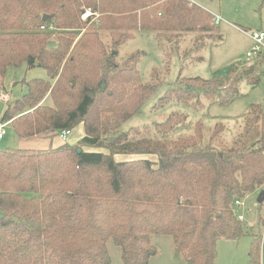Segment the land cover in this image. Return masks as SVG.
Instances as JSON below:
<instances>
[{
  "label": "trees",
  "instance_id": "16d2710c",
  "mask_svg": "<svg viewBox=\"0 0 264 264\" xmlns=\"http://www.w3.org/2000/svg\"><path fill=\"white\" fill-rule=\"evenodd\" d=\"M137 30L154 32L160 47L169 44L193 62L221 39L212 13L190 0H0V94L9 66L37 65L48 76L25 80L26 92L6 103L1 122L19 138L83 130L73 144L0 148V264H111L110 239L124 264H148L155 235L170 236L186 264H217V241L244 234L233 202L264 185V111L251 105L242 136L227 145L221 122L209 139L201 122L193 135L173 138L190 127L177 112L121 131L157 86L136 68L142 52L116 60ZM186 33L194 46L181 51ZM242 77L259 82L237 66L225 75L183 77L160 103L228 105ZM259 250L254 238L252 264Z\"/></svg>",
  "mask_w": 264,
  "mask_h": 264
},
{
  "label": "rangeland",
  "instance_id": "374dc122",
  "mask_svg": "<svg viewBox=\"0 0 264 264\" xmlns=\"http://www.w3.org/2000/svg\"><path fill=\"white\" fill-rule=\"evenodd\" d=\"M190 1L210 11L213 17L219 18V23L216 25L221 39L211 49L204 48L200 52L203 60L193 62L190 58L183 59L181 52L177 49L172 52L169 44H163L160 47L154 32L135 31L133 38L118 47L116 60L122 62L127 55L136 50L142 52L136 60V68L144 82L154 83L157 86L140 110L121 124L120 130L128 131L137 127L140 129L143 125L162 121L169 114L177 112L185 115V120L190 123V127L175 131L171 135L173 138L193 135L194 124L201 122L204 126V137L209 139L210 131L215 123L221 122L225 127L220 135L223 144H231L242 136L244 114L248 112L250 106L257 105L264 111V38L259 43L258 49H255L256 42L252 39L253 33L264 34V0ZM90 14L87 9L81 18L85 20ZM89 26L90 24L86 25L85 29ZM101 38L109 48L108 32H101ZM193 38L194 35L191 33H186L179 38L180 50L192 48ZM175 47L172 46V48ZM247 52L252 53L248 59ZM231 66H237L242 71L252 69L248 74L251 77H258L259 82L254 85L249 83L247 77H242L237 84L239 96L230 104L219 105L212 101L202 100L203 106L200 109H193L182 105L175 99H170L164 104L160 103L165 91L175 82L181 84V78L195 76L210 78L215 74L225 75ZM32 78L47 79L48 76L46 71L37 65L27 67L26 63H21L7 68L3 78L4 89L0 94V124L6 103L20 98L27 89L24 81ZM44 102L51 105L48 97ZM4 131L5 134L0 140V148H21L25 143L33 142L21 140L10 124L5 125ZM81 134H83L82 129L76 128L68 135L65 142L76 143L83 136ZM137 157L139 156L119 155L116 159ZM148 158L156 159L155 156H148ZM257 195L258 192L251 193L243 198L241 205L235 206L237 217H242L244 234L235 241L225 238L217 241V264H252L249 260V253L254 238L259 239L260 242L259 264H264V201L258 202ZM152 243L157 248V253L150 258L148 264H186L176 254L170 236H152ZM107 249L111 264H124L119 248L113 244L111 239L107 241Z\"/></svg>",
  "mask_w": 264,
  "mask_h": 264
},
{
  "label": "crops",
  "instance_id": "0c3cea01",
  "mask_svg": "<svg viewBox=\"0 0 264 264\" xmlns=\"http://www.w3.org/2000/svg\"><path fill=\"white\" fill-rule=\"evenodd\" d=\"M6 124H9V123H6ZM76 128H79V129H82V126H78V127H76ZM75 128V129H76ZM75 129H73L72 131H71V133L75 130ZM83 131V130H82ZM70 133V134H71ZM5 134V133H4ZM69 134V135H70ZM81 135H83V134H81ZM4 136V135H3ZM3 136H2V138H3ZM1 138V139H2ZM0 139V140H1ZM21 140H24V141H27V140H29V141H33V142H30V143H25L24 144V147H21V148H26V149H45V148H48V147H50V146H53V147H56V146H58V145H60V144H62L63 142L62 141H60V139L58 138V136L56 135V136H49L48 134H44V135H38V136H34V137H31V138H20ZM37 143V144H35V142ZM42 142V143H41ZM68 143H70V142H68ZM71 144H73V143H71ZM255 193V192H254ZM232 241H235V240H232Z\"/></svg>",
  "mask_w": 264,
  "mask_h": 264
},
{
  "label": "built area",
  "instance_id": "2783aa9c",
  "mask_svg": "<svg viewBox=\"0 0 264 264\" xmlns=\"http://www.w3.org/2000/svg\"><path fill=\"white\" fill-rule=\"evenodd\" d=\"M213 22H214V24H218L219 23V18L218 17H213ZM263 38H264V34H262V33H260V34L253 33L252 39L256 42L255 49H258L259 48V43H261V41L263 40ZM246 55H247V59H248L249 57L252 56V53L251 52H247ZM5 125H6V123H1L0 124V139L2 138V136L5 133V131H4ZM70 133H71L70 130H64V131L60 132L57 136L60 139V141L65 142L66 139H67V137H68V135ZM242 200L243 199H235L234 202H233L234 208H235V206L241 205V201ZM238 219L241 220L242 217L239 216Z\"/></svg>",
  "mask_w": 264,
  "mask_h": 264
},
{
  "label": "water",
  "instance_id": "95a60500",
  "mask_svg": "<svg viewBox=\"0 0 264 264\" xmlns=\"http://www.w3.org/2000/svg\"><path fill=\"white\" fill-rule=\"evenodd\" d=\"M51 18L50 15H47V14H43L42 15V20H49ZM49 46L50 47H53L55 46V42L54 41H50L49 42ZM252 71V69L250 70H244L243 71V74L244 75H247L248 73H250ZM103 86V85H102ZM257 201L258 202H263L264 201V185L260 188V190L258 191V195H257Z\"/></svg>",
  "mask_w": 264,
  "mask_h": 264
}]
</instances>
